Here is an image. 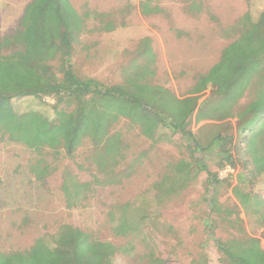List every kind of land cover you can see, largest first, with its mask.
<instances>
[{
  "label": "rangeland",
  "instance_id": "rangeland-1",
  "mask_svg": "<svg viewBox=\"0 0 264 264\" xmlns=\"http://www.w3.org/2000/svg\"><path fill=\"white\" fill-rule=\"evenodd\" d=\"M22 1L0 0V35L15 26L24 6ZM140 1L70 0L80 14L91 12L90 27L85 29L88 32L79 33L72 55L79 77L95 78L105 85L124 84L130 78L134 88L140 85L148 95L158 84L184 97L196 77L216 63L222 49L239 36L241 17L249 14L252 21H257L264 14V0H199L200 12L187 11L183 0H157L164 11L149 15L141 12ZM108 18L113 22L111 30L104 28ZM100 23L103 30L95 29ZM132 71L135 73L130 75ZM208 93L209 88L199 101ZM252 97L253 92L248 91L236 107H245ZM43 101L15 97L11 105L17 113L37 111L49 124L39 127L45 137L51 138L46 141L50 145L42 146L58 159L53 160L45 150L56 170L44 183L33 180L27 169L34 157L32 151L22 142L0 138L1 250L27 247L36 237L54 233L60 224L68 223L121 246L114 257L116 264H191L198 259L206 264H224L210 234L226 238L238 229L252 236L261 234L260 210L254 206L243 209L232 188L236 175L242 173L240 191L264 199V173L254 176L251 163L241 167L236 155L237 166L219 168L221 141L209 145L218 134L231 135L234 148L247 133L239 132L236 117L220 121L192 119L189 128L204 147L193 153L190 139L171 134L149 112L135 122L104 107L95 110L85 102L71 100L56 110L51 107L54 101L50 97ZM146 110L151 111L148 107ZM96 130L106 131L101 134L104 137L96 135L98 141L89 135ZM71 131L76 139L72 141L74 154L68 157L59 139L62 133L72 138ZM119 136L123 159L116 169L98 173L94 158L100 156V168L105 159L111 163L117 156L112 151L118 148ZM196 160L207 170L199 169ZM67 171L71 172L69 186L89 182L97 173L109 185L93 184L75 207L68 208L60 186ZM207 171L217 173L220 180L213 184V190ZM155 185L169 187L170 193H162ZM212 200L219 210L212 206ZM119 204L125 214L127 209L132 212L135 222L139 216L143 219L127 235H116L112 230L110 217L117 220ZM261 246L264 248L263 239Z\"/></svg>",
  "mask_w": 264,
  "mask_h": 264
},
{
  "label": "trees",
  "instance_id": "trees-1",
  "mask_svg": "<svg viewBox=\"0 0 264 264\" xmlns=\"http://www.w3.org/2000/svg\"><path fill=\"white\" fill-rule=\"evenodd\" d=\"M183 1L187 11L202 10L199 0ZM139 7L147 15L164 11L157 0H141ZM84 11V14H80L70 0H30L15 26L0 35V138L8 142H22L32 151L34 157L29 160L27 169L33 180L44 183L56 170V166L46 157L45 150L49 151L53 160L58 158L53 156L50 149L42 146L51 140L39 130L40 126H46V121L40 119L37 111H14L11 100L15 97L28 96L40 102H44L45 97H50L54 101L51 107L56 110L58 106L71 100L85 102L95 110L97 107H104L105 111L108 109L116 116L135 122L149 112L171 134L178 133L190 139L193 147L190 146L189 149L193 153L204 147L189 128L192 119L198 122L236 117L239 132L247 133H242L244 137L237 140L233 149L231 135L218 134L209 143L211 145L221 141L219 168L226 165L237 166L236 155L241 167L251 163L254 176L264 173V14L257 21H252L249 14H244L240 19L242 29L239 36L224 47L215 64L196 77L187 94L178 97L167 87L158 84H155L148 95L142 86L136 84L134 88L130 78L124 84L105 85L95 78L79 77L74 71L72 55L79 33L88 32L85 29L90 27L88 23L91 12ZM103 23L106 30L114 27L109 18ZM103 23L95 29L103 30ZM134 73L132 71L129 74ZM207 88L208 95L199 101ZM248 91L253 92V97L245 107L237 108L239 99ZM146 105L151 111L146 110ZM255 122L257 125L253 127ZM102 124L105 127V123ZM246 124L249 125L245 126ZM104 132L106 131L96 130L95 134L89 135L91 139L98 141L96 135L104 137L105 134L101 135ZM71 134L74 135L69 139L62 133L63 138L59 139V144L65 146L68 157H72L75 147L72 141L76 139V134L72 131ZM102 139L99 142L102 143ZM154 140L157 138L154 137ZM117 143V150L112 151H116L117 156L111 163L105 159L100 168V156L94 158L98 173L102 169L107 172L115 168L123 159L120 136ZM196 164L199 169L207 170L197 160ZM190 172L189 168L188 173ZM98 173L93 174V179L89 182L69 186L71 172H64L60 186L66 198V207H75L82 193L93 184L109 185L107 181L104 183L103 177H99ZM207 173L210 189L213 190V184L220 181L218 174L210 171ZM242 178V173L236 175L232 193L243 209L254 206L260 210L261 234L252 236L238 229L226 238L214 237L213 233L209 237L213 238L220 261L224 264H264V248L261 246V239L264 240V199L255 194L242 193L239 188ZM158 188L162 193H170L169 187ZM121 205H116L119 213L117 220H114V216L110 220L116 235H127L140 226L143 219L139 216L135 222L132 220V212L127 209L128 213L125 214ZM127 205L129 208V203ZM212 206L220 209L214 200ZM109 214L112 215L113 212L110 211ZM235 220L240 221L238 217ZM120 249L121 246L100 240L87 230L62 223L56 232L36 237L27 247L0 249V264H116L114 257ZM191 264L206 262L198 259Z\"/></svg>",
  "mask_w": 264,
  "mask_h": 264
},
{
  "label": "crops",
  "instance_id": "crops-1",
  "mask_svg": "<svg viewBox=\"0 0 264 264\" xmlns=\"http://www.w3.org/2000/svg\"><path fill=\"white\" fill-rule=\"evenodd\" d=\"M13 1H14L15 3H18V4H19L21 0H13ZM29 1H30V0H23V1H22V3L24 4L23 8L21 9L22 12H23V10H24L25 5H26ZM3 5H4V3H3ZM22 12H21V14H22ZM20 16H21V15H20ZM20 16H19V17H20ZM19 17H18V18H19ZM223 49H224V48H223ZM223 49H222V50H223ZM214 64H215V63H214ZM202 74H203V73H202ZM199 75H200V74H199Z\"/></svg>",
  "mask_w": 264,
  "mask_h": 264
}]
</instances>
